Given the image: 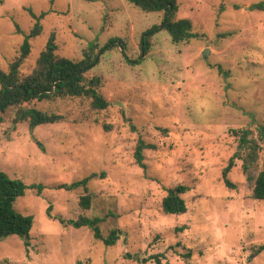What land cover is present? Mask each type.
<instances>
[{"label":"rangeland","instance_id":"rangeland-1","mask_svg":"<svg viewBox=\"0 0 264 264\" xmlns=\"http://www.w3.org/2000/svg\"><path fill=\"white\" fill-rule=\"evenodd\" d=\"M177 6L174 20L189 19L199 36L174 43L160 29L150 52L132 63L164 11L145 12L127 0H0L1 69L18 56L32 12L46 14L44 29L31 41L23 74L52 31L58 54L72 59H82L92 43L95 53L116 37L127 44L126 55L114 47L87 73L101 77L107 109L94 110L82 97L35 101L24 107L64 118L34 127L17 121L19 108L2 114L0 171L27 185L14 209L32 216L34 226L29 246L19 235L0 239V264H156L149 257L157 253L163 264H264V251H257L264 244V199L252 196L243 160L236 158L228 174L235 188L223 177L239 150L233 131L257 136L264 125V0H177ZM140 138L155 144L144 151L145 168L134 158ZM263 168L261 150L251 175ZM179 184L190 188L183 195L188 211L165 213L162 198ZM88 192L97 196L84 209ZM82 214L106 218L104 235L120 229L117 243L67 223Z\"/></svg>","mask_w":264,"mask_h":264},{"label":"trees","instance_id":"trees-1","mask_svg":"<svg viewBox=\"0 0 264 264\" xmlns=\"http://www.w3.org/2000/svg\"><path fill=\"white\" fill-rule=\"evenodd\" d=\"M145 12L164 11V19L161 25H154L148 29L142 37L141 49L142 56L137 60L130 62H140L143 55H147L152 47L153 36L160 31L166 30L174 43H190L199 34L193 31L192 23L189 19L183 18L174 20L177 12V0H127ZM35 19L29 33L24 37L20 46L18 56L9 65L8 70L0 68V122L3 121L2 114L11 108H19L17 121H27L34 127L45 123H55L61 121L64 116L58 113H49L35 107H24L35 101H52L58 98L82 97L90 100V105L94 110H105L110 106L109 100L102 94L100 87L102 79L100 76L87 77V73L97 65L100 56L114 47H121L126 55L127 44L124 39L116 37L111 39L99 53H95L99 48L98 44L92 43L84 51L82 59H72L60 56L58 54L59 45L57 43V33L52 31L48 41L36 60L34 68L28 74H23L21 68L24 62L29 58L32 51V39L38 37L43 32L42 19L45 13L40 15L32 12ZM18 32L21 29L17 27ZM106 131L112 130L111 124H104ZM235 136L239 138V150L229 159L227 166L223 169V177L226 185L235 188L234 184L228 179V174L235 166L236 158L243 160V171L247 179L253 182L252 196L258 199H264V168L257 177L251 175V168L259 161L260 151L264 150V125L258 126L257 136H253L251 129L234 130ZM146 149H155V144L147 143L143 138L137 142L134 158L143 168L144 151ZM241 151H245L242 154ZM99 174L93 173L91 177H97ZM102 176L105 174L102 173ZM74 185L68 186V188ZM41 192L43 186L35 185ZM27 185L21 179L11 178L7 173L0 171V239L11 235H19L26 238V245H30L31 230L34 226L32 216L17 213L14 209L16 200L25 195ZM190 188L179 184L168 189L167 194L162 198L161 207L165 213L182 215L188 211V206L183 195ZM95 193H86L81 196L80 205L84 209H91L93 206ZM49 217L52 218L51 212ZM58 218L57 216H54ZM104 217H90L82 214L77 220H68L67 223L75 227L87 226L93 231L96 239L104 241L107 245L117 243L121 235V230L115 228L108 235H104L100 224L105 220ZM181 231L185 230L182 226ZM257 251H264V244L259 246ZM190 257L191 252L184 254ZM164 254L157 253L149 257L154 259L156 264H163ZM144 262L147 258L143 259Z\"/></svg>","mask_w":264,"mask_h":264},{"label":"water","instance_id":"water-1","mask_svg":"<svg viewBox=\"0 0 264 264\" xmlns=\"http://www.w3.org/2000/svg\"><path fill=\"white\" fill-rule=\"evenodd\" d=\"M209 53V49H207L206 51H205V56L207 55Z\"/></svg>","mask_w":264,"mask_h":264}]
</instances>
